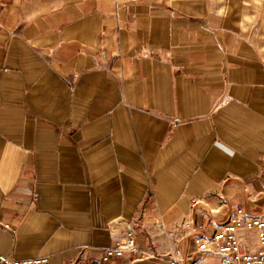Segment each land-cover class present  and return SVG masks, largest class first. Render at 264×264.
I'll use <instances>...</instances> for the list:
<instances>
[{
    "label": "crops",
    "instance_id": "obj_1",
    "mask_svg": "<svg viewBox=\"0 0 264 264\" xmlns=\"http://www.w3.org/2000/svg\"><path fill=\"white\" fill-rule=\"evenodd\" d=\"M230 5L0 0V254L90 264L124 218L104 264H221L197 239L264 214V30Z\"/></svg>",
    "mask_w": 264,
    "mask_h": 264
},
{
    "label": "built area",
    "instance_id": "obj_2",
    "mask_svg": "<svg viewBox=\"0 0 264 264\" xmlns=\"http://www.w3.org/2000/svg\"><path fill=\"white\" fill-rule=\"evenodd\" d=\"M136 224L135 221L124 218L113 219L110 226L113 229H120V234L116 236L114 243L106 248L99 258L92 259L90 264H104L119 257L140 253ZM241 225L257 231L259 246L255 252L248 250L239 230ZM186 226H189V223ZM147 234L154 242L155 237L164 234L163 226L158 224L153 229H147ZM196 251L201 255H217L221 264H264V214L249 217L243 209H239L235 217L213 234L199 237L196 241ZM0 264H50V259L48 257L14 259L0 254Z\"/></svg>",
    "mask_w": 264,
    "mask_h": 264
},
{
    "label": "rangeland",
    "instance_id": "obj_3",
    "mask_svg": "<svg viewBox=\"0 0 264 264\" xmlns=\"http://www.w3.org/2000/svg\"><path fill=\"white\" fill-rule=\"evenodd\" d=\"M229 2L231 5L226 7V13L242 14L244 19H248L247 23L236 21L238 24H246L254 30H264V0H229Z\"/></svg>",
    "mask_w": 264,
    "mask_h": 264
}]
</instances>
